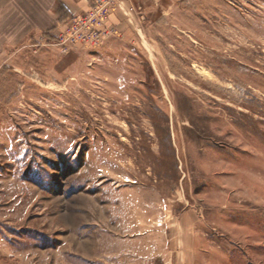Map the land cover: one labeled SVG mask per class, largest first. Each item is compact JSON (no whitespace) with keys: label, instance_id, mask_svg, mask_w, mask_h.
I'll return each instance as SVG.
<instances>
[{"label":"rangeland","instance_id":"obj_1","mask_svg":"<svg viewBox=\"0 0 264 264\" xmlns=\"http://www.w3.org/2000/svg\"><path fill=\"white\" fill-rule=\"evenodd\" d=\"M72 17L0 21V264H264V0Z\"/></svg>","mask_w":264,"mask_h":264},{"label":"crops","instance_id":"obj_2","mask_svg":"<svg viewBox=\"0 0 264 264\" xmlns=\"http://www.w3.org/2000/svg\"><path fill=\"white\" fill-rule=\"evenodd\" d=\"M88 3L89 0H0V21L16 37L39 36L49 29V33L56 31L52 28L59 20L80 14Z\"/></svg>","mask_w":264,"mask_h":264},{"label":"built area","instance_id":"obj_3","mask_svg":"<svg viewBox=\"0 0 264 264\" xmlns=\"http://www.w3.org/2000/svg\"><path fill=\"white\" fill-rule=\"evenodd\" d=\"M121 0H89L83 13L74 15L57 32L62 42L69 38L80 45L99 43L103 38L114 32L109 26V17Z\"/></svg>","mask_w":264,"mask_h":264}]
</instances>
